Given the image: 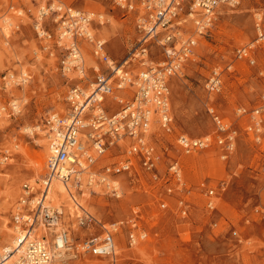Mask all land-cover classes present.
Masks as SVG:
<instances>
[{
    "label": "rangeland",
    "instance_id": "374dc122",
    "mask_svg": "<svg viewBox=\"0 0 264 264\" xmlns=\"http://www.w3.org/2000/svg\"><path fill=\"white\" fill-rule=\"evenodd\" d=\"M133 1L135 9L129 11L110 0H0V250L6 245L1 232L15 230L24 186L32 192L46 119L52 114L68 116L70 92H90L99 71L108 68L95 54V43H105L117 66L128 61L124 71L133 78L163 62L156 44L150 45L148 55L138 50L143 11L141 0ZM238 2L218 8L202 36L186 16L185 5L181 37L198 43L170 80L173 132L152 128L149 141L156 148V169L147 170L137 157L131 173L99 182L105 166L129 157V142L110 147L91 170L97 182L88 185L86 177L82 187L73 188L71 197L82 201L92 217L64 211L59 232H67L73 242L56 264H111L112 258L93 255L83 243L102 240L113 225L118 228L117 264H264V44H255L259 20L264 27V0ZM59 7L89 15L94 42L63 38ZM42 10L47 14L41 16ZM73 42L82 54L83 73L64 70ZM252 45L254 65L237 58L240 49ZM214 71L221 73L223 85L219 93L209 94L206 83ZM118 82L113 79L115 88ZM133 87L115 90L105 99L107 116L133 100ZM208 107H214L235 133L232 147L225 140L227 132H217ZM59 108L68 113L62 115ZM181 135L211 141L207 148L187 154L178 144ZM175 164L180 176L171 170ZM40 184L21 210L23 215L36 213L37 205L30 202L41 196L43 181ZM47 229L42 238L53 249L60 233L48 240L52 230ZM142 232L146 238L131 247L130 234ZM40 234L37 231L36 238Z\"/></svg>",
    "mask_w": 264,
    "mask_h": 264
},
{
    "label": "built area",
    "instance_id": "2783aa9c",
    "mask_svg": "<svg viewBox=\"0 0 264 264\" xmlns=\"http://www.w3.org/2000/svg\"><path fill=\"white\" fill-rule=\"evenodd\" d=\"M110 1L129 11L135 9L133 0ZM238 3V0H141L143 15L139 17L138 29L142 34V39L138 50H141V54L145 56L148 55L150 45L156 44L161 48L164 60L162 63L150 66L135 78L126 72L118 76V68L122 67L124 63L127 65L128 61L117 66L113 61H110V57L105 51V43L97 41L95 54L108 65L106 72L99 71L95 82L91 84L90 92H85L80 88H74L70 92L68 101L72 111L68 116L61 117L52 114L45 121L44 131L49 145L48 172L44 178L46 183L49 184L56 178L69 183L73 188H80L84 179L88 177V185L94 184L97 180L94 179L91 170L98 161L96 158L102 157L110 147L120 141L129 142L128 159L120 164L105 166L104 175L99 182H105L112 176L131 173L137 157H140L142 166L147 170L156 169L158 156L155 146L149 141L150 134L154 126H159L166 133L173 132L170 80L181 71L183 64L191 58L198 43L194 38L184 40L181 37L183 31L181 14L187 6L186 16L192 19L196 26V32L202 36L211 28L214 20L213 15L218 8L222 6L235 7ZM57 12L62 14L63 9L59 7ZM41 13V16L47 14L45 10H42ZM61 18L63 20V38H84L94 42V35L90 29L92 20L89 15L67 9ZM257 32L258 38L255 44H264L262 20L257 23ZM43 33L41 32V34ZM253 49V45L240 49L237 52V58L254 65ZM80 56L82 58L78 45L74 42L71 43L70 60L64 63V70L78 69L83 73L84 68L81 63L83 58L80 59ZM114 78L119 80L116 88L113 83ZM222 85L221 73L214 71L207 80L206 90L209 94H217L221 91ZM129 86L136 87L133 100L126 103L114 116H107L106 107L103 105L105 99L113 95L115 90H126ZM119 103L124 104L121 100ZM208 113L216 125L217 132H227L225 140L229 144L228 147H232L235 133L223 122L214 107H208ZM220 139L219 142L224 143L225 140ZM210 141V138L193 140L184 135L178 138L179 146L187 154L207 148ZM92 150L94 154L91 153ZM171 170L176 176H180L181 170L178 164L173 165ZM85 172L88 174L85 175ZM45 181L40 196L41 202L37 203L35 207L36 213L25 216L20 210L14 218L15 228L21 230L19 233L20 244L26 245L27 250L22 264H53L56 257L46 238L29 240L31 232L40 222L49 228L54 216L58 215V212L52 207L46 208L45 212L42 211L43 195L47 188ZM24 189L25 200H21L22 209L26 207L31 197L28 198V194L31 193L30 187L25 185ZM213 193L211 191V194ZM135 227L137 226L135 225ZM106 231V236L102 240L100 238L89 239L83 243V248L98 257L112 258L111 264H117L114 238L118 231L117 225H113L112 231ZM146 236L147 234L144 232L140 235L131 233L130 246L134 247L139 240L145 239ZM57 237L65 240L64 244L66 247L68 246L67 232H62ZM56 245L58 244H54L55 249Z\"/></svg>",
    "mask_w": 264,
    "mask_h": 264
},
{
    "label": "bare ground",
    "instance_id": "6f19581e",
    "mask_svg": "<svg viewBox=\"0 0 264 264\" xmlns=\"http://www.w3.org/2000/svg\"><path fill=\"white\" fill-rule=\"evenodd\" d=\"M9 24L12 25V23H9ZM79 58L82 59L81 56ZM87 61L88 62L90 61L89 55H86V62ZM81 63H83V60L81 61ZM124 65L126 66L125 63H124ZM124 65L122 67L118 68V73H117L118 76H121L125 72L124 70L126 67ZM144 65H146V64H144ZM133 90L135 91L136 87H133ZM121 92L122 91H120L119 93H121ZM66 110H67V107H66ZM66 110L63 108L58 109V111L61 112L62 115L68 113L67 112L68 110L67 111ZM43 135H44L45 139L39 144V146L42 147L44 150L42 153L37 154V159H36V163H35L36 167H34L35 176L30 181L31 186H32V192L30 194H28V198L31 196L32 193H36L39 190V188L41 187L40 181H43V182L45 181L44 178H45L47 170H48L49 145H48V139L46 137V132H44ZM96 159L99 160V158H96ZM86 174H88V173L85 172V175ZM45 183H46V181H45ZM73 190H75V189H73L72 185H70L69 183H65V182H63L59 179H56V178L53 179L52 182L47 184V188H46L45 194L43 195V200H42V202H43L42 211L45 212L46 208H51V207L54 208V206H55V209L58 212V215L54 216V220L50 223L52 235L47 234L48 240H51V238H53V236L55 234H58V232L62 230L60 218H61V215L64 214V211H66V214L69 213L71 215L79 213L80 216H82V213H84L89 219L92 217L91 216L92 214H89V212H88L89 209L84 206V203L82 201H78V200L76 201V199H74V197L73 198L71 197ZM22 200H25V198L23 197ZM39 202H41L40 197H39V199L34 198L30 203L36 205V203H39ZM17 209L22 210V207L18 206ZM93 214H95V213H93ZM47 228L48 227L46 225H44L43 222H40L39 227L36 226L34 228V230L31 232V234L29 236V240L36 238V232L37 231H41L40 236H38V238L41 239L42 234L47 232V231H44V230H48ZM20 231L21 230L19 228H17V229L15 228V230L9 229L8 231L3 230L1 232V234L4 237V242L6 245L4 247H2L3 251L0 250V264H22V262H23L22 259L26 255L27 250H26V245L20 244V240H19L20 239L19 238ZM16 234L18 236H16ZM67 241H68V246L66 247V245L64 244V243H66L65 240H61V237L56 238L55 244H58V245H56V249L53 248L54 256H56L53 264H56L57 258L58 259L62 258L64 256V254L66 253V251L70 250L72 242H73V238L72 237L67 238Z\"/></svg>",
    "mask_w": 264,
    "mask_h": 264
}]
</instances>
